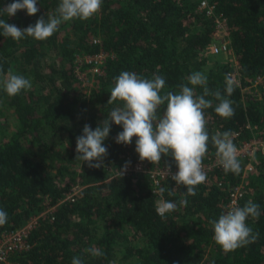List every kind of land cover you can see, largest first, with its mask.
<instances>
[{
    "label": "trees",
    "instance_id": "obj_1",
    "mask_svg": "<svg viewBox=\"0 0 264 264\" xmlns=\"http://www.w3.org/2000/svg\"><path fill=\"white\" fill-rule=\"evenodd\" d=\"M201 1L103 0L97 15L62 23L46 40L0 36V67L32 84L14 97L0 89V209L8 217L0 226V238L40 214L45 201L55 206L53 213L38 220L28 236L30 248L15 255L14 262L71 264L77 256L83 264H264V157L255 156V171L244 180L243 159L239 174L214 168L183 207L179 201L186 189L175 188L171 179L155 185L148 175H114L129 161L150 169H177L170 156H162L160 164L140 161L135 137L129 145L117 144L119 125L111 124L103 142L108 149L103 167L90 168L75 159L83 126L94 130L120 106L107 101L114 78L123 71L147 79L163 76L161 94L178 92V85L199 71L207 77L210 91L225 96V74L235 73L238 84L227 97L235 109L231 118L218 116V101L206 97L213 99V107L205 110L209 136L230 130L238 136L233 139L236 145L252 138L250 127L264 132V0H207L214 16L226 20L230 61L210 54L211 44L217 42L216 18L198 9ZM12 2L0 0V8ZM58 4L59 0H37L35 15L19 10L0 19L23 29L54 13ZM98 55L103 56L101 72L83 85L76 73L78 62L83 70L89 66L83 58ZM195 92L200 95L203 88L196 86ZM215 153L209 142L203 163L217 161ZM239 184L245 191L239 206L249 200L260 206L259 218L246 221L259 237L225 253L213 240L210 221L228 209L229 189ZM158 187L166 189L163 197ZM73 191L72 201H64ZM161 198L177 203L178 210L158 216L155 208ZM90 247L104 255L85 253Z\"/></svg>",
    "mask_w": 264,
    "mask_h": 264
},
{
    "label": "clouds",
    "instance_id": "obj_2",
    "mask_svg": "<svg viewBox=\"0 0 264 264\" xmlns=\"http://www.w3.org/2000/svg\"><path fill=\"white\" fill-rule=\"evenodd\" d=\"M103 0H59L54 13L47 18L41 16L34 25L19 28L0 19V36L10 37L19 41L25 37L43 41L51 37L62 23L75 19L86 21L101 11ZM19 10H25L29 16L35 15L39 9L37 0H14L0 8V16H15ZM236 81L230 74H225V93L219 90L210 91L207 87V77L199 72H193L187 77V83L178 85L179 91H168L163 94L165 86L163 76L154 75L151 79L143 78L135 72L123 71L114 78V86L110 90L107 104L120 102L108 116L99 122L93 130L85 124L82 134L76 138V157L90 168H101L108 155L104 145L109 136L111 124L122 127L115 137L117 144L129 145L135 137V152L140 161L160 164L162 156H170L175 162L177 171L171 174L176 187L186 189L179 201L180 206H187V196L196 194V187L207 179L203 160L208 152L209 142L216 150L219 166L225 173L239 174L241 164L238 159V149L233 142V134L229 131L216 132L209 136L205 110L213 107L215 113L223 119H229L235 114L233 101L227 97L235 90ZM201 86L203 92L197 95L195 87ZM30 79L23 75L14 74L12 69L7 73L0 67V89L8 97L19 95L22 91L31 89ZM163 108L160 114L161 106ZM129 162L118 170L122 177ZM166 176L171 172L170 166L165 170ZM166 189L158 187V193L163 197ZM172 195V190L168 189ZM177 203L160 199L156 202L155 211L158 216L165 218L167 214L177 211ZM261 215L260 206L251 200L241 206H230L218 219L210 221L213 229L214 242L225 252L254 243L258 232L247 224L249 218L257 219ZM7 213L0 209V226L7 223ZM92 257H102L103 251L96 247L84 249ZM71 264H83L80 257L74 256ZM115 264V261L112 262Z\"/></svg>",
    "mask_w": 264,
    "mask_h": 264
},
{
    "label": "built area",
    "instance_id": "obj_3",
    "mask_svg": "<svg viewBox=\"0 0 264 264\" xmlns=\"http://www.w3.org/2000/svg\"><path fill=\"white\" fill-rule=\"evenodd\" d=\"M198 9L200 11H205L206 16H214L213 14V7L210 6L207 2V0H202L200 2V5L198 6ZM216 18V28L218 30L217 34V42L211 44L210 46V54L213 55H223L226 58L231 57V51H230V41H229V32L226 25V20L221 17L214 16ZM230 55V56H229ZM103 60L102 55L98 56H88L83 58V62H87L91 64L93 68H98L99 63ZM81 60H79L80 62ZM93 61L95 63H93ZM78 62V70L80 69V65ZM86 63V64H87ZM97 70V69H95ZM77 73V72H76ZM100 73V72H97ZM78 75V74H77ZM231 78L234 79L238 84V79L236 77L235 73L230 74ZM259 79H257L256 82H258ZM249 130L251 131L252 138L247 141H241L236 144V147L238 149V159H243L246 161V165L243 171L242 179H246L247 176L251 175L255 171V167L253 165L255 156L259 155L261 157H264V132L259 130L255 127H250ZM238 138L237 135H233V139ZM204 165V171L206 172L207 179L203 184H206L209 180V172L212 171L214 168L218 167V161H209L203 163ZM166 168H158V169H150L147 166H145L142 163H136L134 165H129L124 175L129 174H136V175H148L154 182L155 185L159 183L161 180L165 179H171V174H174L176 170H171L170 174L166 176L165 170ZM114 173V175H118ZM172 180V179H171ZM75 191L68 193L64 199L72 201L74 197ZM245 194L244 186L242 184H239L233 188L229 189V197L230 201L228 204V208L230 206H239L241 200L243 199ZM44 210L38 214L37 216L32 217L29 222L23 226L22 228L10 232H4L1 235L0 238V264H19L17 262H14L12 258L15 255H19L25 251H28L30 248V245L28 243V236L29 233L35 228L38 220L41 217H45L48 214H51L54 212L55 206H51L48 201H45L44 203Z\"/></svg>",
    "mask_w": 264,
    "mask_h": 264
},
{
    "label": "rangeland",
    "instance_id": "obj_4",
    "mask_svg": "<svg viewBox=\"0 0 264 264\" xmlns=\"http://www.w3.org/2000/svg\"><path fill=\"white\" fill-rule=\"evenodd\" d=\"M211 56H219V55H211ZM88 57V56H85V58ZM231 57H228V58H225L224 60H227V61H230ZM87 63V62H85ZM93 63H95L93 61ZM89 66L83 70H78L77 71V74H78V78L80 81L83 82V85H86L88 82H89V78L92 77L93 75H95L97 72H101L100 70V67L98 68H93L92 66H90L89 63H87ZM97 69V70H95ZM13 124V122H11V125ZM7 128L10 130V126L8 125ZM116 170L115 169L113 172L116 173Z\"/></svg>",
    "mask_w": 264,
    "mask_h": 264
}]
</instances>
